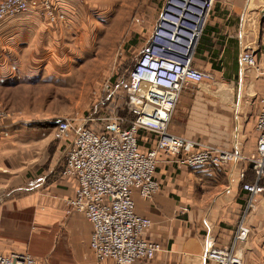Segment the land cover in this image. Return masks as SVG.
Listing matches in <instances>:
<instances>
[{"label":"crops","instance_id":"0c3cea01","mask_svg":"<svg viewBox=\"0 0 264 264\" xmlns=\"http://www.w3.org/2000/svg\"><path fill=\"white\" fill-rule=\"evenodd\" d=\"M31 1L29 11L0 23V105L10 112L0 125V251L30 253L37 264H116L97 259L85 214L67 212L78 181L63 174L70 140L60 138L58 123L71 112L58 109L50 90L74 83L81 86L77 95L83 101L90 88L86 85L101 73L100 63L89 61L104 54L107 28H117L121 35L123 22L105 18L107 0H49L63 16L57 20L45 16L40 7L45 0ZM92 11L97 15L91 16ZM257 20L264 24V0H216L195 66L224 77L230 86L221 84L219 99L206 103L199 101L196 86H184L170 132L246 155L256 150L264 96V41ZM249 41L257 68L240 59ZM101 97L90 104L95 110L87 116L103 114L109 101L102 105ZM154 137L142 133V139ZM158 157L161 190L151 199L136 191L134 200L137 213L152 220L144 238L160 243L162 251L134 264H212L204 258L207 238L230 244L248 199L238 168H180L167 153ZM247 224L244 264H264V195L256 197Z\"/></svg>","mask_w":264,"mask_h":264},{"label":"built area","instance_id":"2783aa9c","mask_svg":"<svg viewBox=\"0 0 264 264\" xmlns=\"http://www.w3.org/2000/svg\"><path fill=\"white\" fill-rule=\"evenodd\" d=\"M170 4L168 9L174 16L173 21L166 20L170 25L159 31L130 70L127 115L115 112L109 116H70L58 123L60 138L70 140L63 174L78 181L76 196L67 201V212H83L91 222L90 247L98 260L134 264L141 259H153L162 251V246L144 238L152 220L137 213L134 192L151 199L161 190L162 184L156 176L159 153L172 156L180 168L236 165L241 187L248 193L244 212L230 244L207 238L204 258L212 264H244V247L250 234L247 218L256 208V197L264 195V96L256 121L257 147L250 155L170 132L184 86L214 78L209 71L194 64L195 44L200 34L189 51L197 33L196 19L203 12L207 17L214 3L171 0ZM32 6L31 0L2 1L0 23L29 11ZM40 7L49 19L58 17L49 0L43 1ZM188 12L194 13V18L188 19ZM59 17L63 18L62 14ZM181 18L182 26L178 25ZM240 59L246 67L257 68L256 53L250 45ZM116 89L107 87L101 103L111 101ZM3 119L1 114L0 125ZM144 132L155 135L154 139H142ZM248 165L253 172L252 181L247 180ZM181 211H188V207H181ZM0 264H37V261L30 253L0 251Z\"/></svg>","mask_w":264,"mask_h":264},{"label":"rangeland","instance_id":"374dc122","mask_svg":"<svg viewBox=\"0 0 264 264\" xmlns=\"http://www.w3.org/2000/svg\"><path fill=\"white\" fill-rule=\"evenodd\" d=\"M170 2L171 0H107V14L105 18L108 22L114 19L122 21L123 25L120 28L122 33L120 35L118 33L119 29L117 28H107V43L105 46L106 50L104 49V54L100 55V60H97L96 58L89 61V63H100L101 73L100 76H96L97 78L92 84L88 83L86 85H90V88L88 87L89 92H85L86 94L83 97V101H81V98L77 95V93L80 92V85L74 86V83H72V86L68 84L69 87L67 88H52L50 90V95L52 94L55 98L58 109H64L71 112L65 117H83L87 116L88 112H93L95 108L90 104L100 96H102L100 99L102 102L107 87H113V89L118 87V89L114 92V96L111 98V101L107 103V106L99 102L104 105L101 111L103 113L102 115L109 116L115 112L119 115H127V87L129 85L128 77L130 70L133 66L134 60L145 51L146 48L150 47L152 42L158 37L159 31L163 29V27L170 25L166 20L170 19L173 21L174 16L170 15V9H168L169 5H171ZM215 5L216 0L208 11L202 31L195 44V65L197 63L198 45L201 42L206 22ZM192 10L195 12V9ZM57 14L58 17H56L55 20L61 19V17H59L61 14ZM91 14V16H93V14L97 15L95 11H92ZM254 15H256V13ZM194 16L195 14H192L191 12H188L187 14L188 19H192ZM262 22L263 21L257 20L256 25L257 28L259 27L260 29L259 38L264 41V24ZM187 23L189 26L192 25L190 20H188ZM182 25L184 24L182 23ZM249 44H251L250 41L246 43V46ZM176 47L177 45L175 44V48ZM98 48L97 44L96 47H94V50H98ZM179 49L180 48H177V50ZM97 52L98 51H95L96 54ZM76 78L77 76H75V79ZM221 84L224 85V87L230 86L229 83L225 81L224 77L214 75L213 79H208L201 84L194 85L200 90L199 101L206 103L213 99H219L218 96L221 94V91L218 90L220 88L222 89L220 86ZM62 85L65 86L64 83ZM72 88H75V98L70 96V94L74 92V89ZM87 98H89V101L85 103ZM113 99H115V102H113ZM100 104L98 106H100ZM1 114L4 119L10 116V112L0 105V115ZM3 120L1 122H3Z\"/></svg>","mask_w":264,"mask_h":264},{"label":"bare ground","instance_id":"6f19581e","mask_svg":"<svg viewBox=\"0 0 264 264\" xmlns=\"http://www.w3.org/2000/svg\"><path fill=\"white\" fill-rule=\"evenodd\" d=\"M209 1V0H208ZM190 3H192V4H194V2L193 1H191ZM209 4H210V2H209ZM205 12H203V13H201L199 16V19H196V23H197V25H196V28H195V30H196V37L192 40V42H191V45H190V52H191V49L193 48V45H194V42H196V40H197V37L199 36V34H200V30H201V28H202V26H203V23H204V17H205ZM184 18V17H183ZM182 23H183V19L181 18V21L178 23V25H182ZM189 44V43H188ZM186 46L188 47V45L186 44ZM182 50V48H180L179 50H177V51H181ZM190 52H188V55H190Z\"/></svg>","mask_w":264,"mask_h":264}]
</instances>
